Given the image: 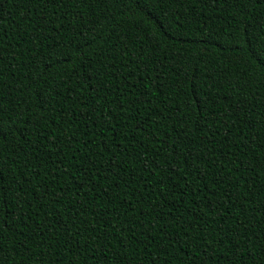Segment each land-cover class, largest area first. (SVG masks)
Segmentation results:
<instances>
[{
	"label": "trees",
	"instance_id": "obj_1",
	"mask_svg": "<svg viewBox=\"0 0 264 264\" xmlns=\"http://www.w3.org/2000/svg\"><path fill=\"white\" fill-rule=\"evenodd\" d=\"M0 264H264V0H0Z\"/></svg>",
	"mask_w": 264,
	"mask_h": 264
}]
</instances>
